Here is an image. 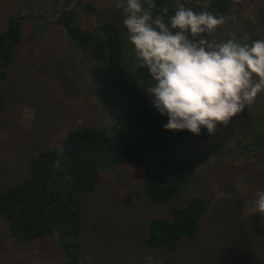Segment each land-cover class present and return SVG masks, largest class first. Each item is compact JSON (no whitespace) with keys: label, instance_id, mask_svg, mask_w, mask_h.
<instances>
[{"label":"rangeland","instance_id":"obj_1","mask_svg":"<svg viewBox=\"0 0 264 264\" xmlns=\"http://www.w3.org/2000/svg\"><path fill=\"white\" fill-rule=\"evenodd\" d=\"M68 0H0V30L16 14L20 41L0 81L5 106L0 110V190L25 177L33 156L58 147L78 126L117 122L124 99L105 81L107 45L97 27L112 23L121 39L123 73L146 95L152 77L140 68L128 42L117 0H73L74 25L92 33L76 45L57 22ZM176 7V0H170ZM209 0H180L195 11H206ZM224 23L209 38L240 43L264 39V0H228ZM91 4L92 11L85 9ZM155 15V14H154ZM149 97L148 95H146ZM150 98V97H149ZM264 93L214 136L189 133L167 150L171 163L187 162L185 187L162 202H153L143 189L144 170L127 161L100 171L95 189L83 198L81 257L86 264H264V220L254 211L257 191L264 190ZM206 202L201 231L182 238L174 251L145 244L147 221L169 218L171 210L193 197ZM83 262V263H84ZM84 263V264H85ZM0 264H65L55 238L18 242L0 218Z\"/></svg>","mask_w":264,"mask_h":264},{"label":"trees","instance_id":"obj_2","mask_svg":"<svg viewBox=\"0 0 264 264\" xmlns=\"http://www.w3.org/2000/svg\"><path fill=\"white\" fill-rule=\"evenodd\" d=\"M155 3L154 14L164 6L169 8V15L174 14L175 6L170 0H155ZM84 6L87 11L93 10L91 4ZM229 7L228 0H209L206 11L224 14ZM73 16L74 10L67 6L59 13L57 22L76 45L83 46L92 33L76 27ZM26 17L27 14L13 15L0 30V81L7 76L6 68L20 41L21 22ZM99 29L106 45L110 46L105 81L114 94L124 95L119 96L125 103L128 101L126 111L123 107L117 122L110 127L70 129L60 146L44 148L31 158L25 177L0 190V218L7 221L10 236L18 242L55 238L65 264L85 263L79 243L82 201L94 191L101 170L115 169L127 161L138 163L144 170L143 189L153 202H162L177 194L186 186L189 177L185 161L173 178L178 163L168 160L167 150L173 141L190 132L164 130L167 117L161 116L152 107L150 98L123 73L118 29L112 23H103ZM4 106L0 92V110ZM259 142H264V135ZM205 210V200L196 196L186 205L173 208L169 218H150L145 244L174 251L182 238L200 233V219Z\"/></svg>","mask_w":264,"mask_h":264},{"label":"clouds","instance_id":"obj_3","mask_svg":"<svg viewBox=\"0 0 264 264\" xmlns=\"http://www.w3.org/2000/svg\"><path fill=\"white\" fill-rule=\"evenodd\" d=\"M116 7L123 11L140 68L152 77L146 95L167 117L165 131L200 136L206 130L214 136L264 93V39L214 43L209 38L223 17L195 11L180 0L172 15L167 6L154 15L155 0H117ZM256 195L254 211L264 220V190ZM147 259L152 264L154 258Z\"/></svg>","mask_w":264,"mask_h":264},{"label":"water","instance_id":"obj_4","mask_svg":"<svg viewBox=\"0 0 264 264\" xmlns=\"http://www.w3.org/2000/svg\"><path fill=\"white\" fill-rule=\"evenodd\" d=\"M73 0H68L67 1V3L64 5V7L62 8V10H61V12L72 2ZM98 28L99 27H97V29H96V31H98ZM107 52H108V63H109V60H110V46L108 45L107 46ZM108 63H107V65H108ZM120 96H124L123 94H119ZM127 106H128V101L125 103V105H124V112L126 111V109H127ZM183 162H185V161H182V162H180L179 164H178V166H177V168H176V170H175V173H174V175H173V178L175 177V175H176V173L178 172V170H179V168H180V166H181V164L183 163ZM172 178V179H173Z\"/></svg>","mask_w":264,"mask_h":264},{"label":"flooded vegetation","instance_id":"obj_5","mask_svg":"<svg viewBox=\"0 0 264 264\" xmlns=\"http://www.w3.org/2000/svg\"><path fill=\"white\" fill-rule=\"evenodd\" d=\"M98 30H99V28H98Z\"/></svg>","mask_w":264,"mask_h":264}]
</instances>
